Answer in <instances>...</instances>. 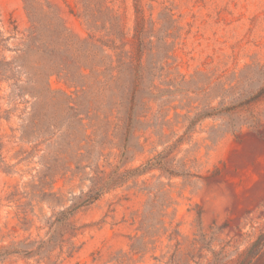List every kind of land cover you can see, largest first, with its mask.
Masks as SVG:
<instances>
[{"label":"rangeland","instance_id":"obj_1","mask_svg":"<svg viewBox=\"0 0 264 264\" xmlns=\"http://www.w3.org/2000/svg\"><path fill=\"white\" fill-rule=\"evenodd\" d=\"M0 264H264V0H0Z\"/></svg>","mask_w":264,"mask_h":264}]
</instances>
